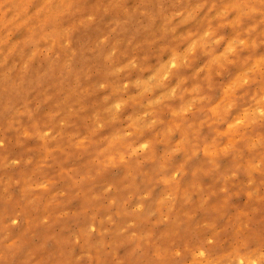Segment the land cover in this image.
I'll return each instance as SVG.
<instances>
[{"label": "rangeland", "instance_id": "1", "mask_svg": "<svg viewBox=\"0 0 264 264\" xmlns=\"http://www.w3.org/2000/svg\"><path fill=\"white\" fill-rule=\"evenodd\" d=\"M0 264H264V0H0Z\"/></svg>", "mask_w": 264, "mask_h": 264}]
</instances>
